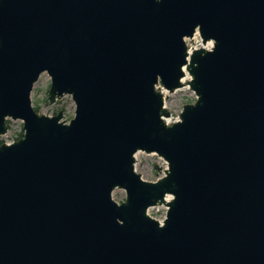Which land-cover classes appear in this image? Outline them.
Listing matches in <instances>:
<instances>
[{
  "label": "water",
  "instance_id": "1",
  "mask_svg": "<svg viewBox=\"0 0 264 264\" xmlns=\"http://www.w3.org/2000/svg\"><path fill=\"white\" fill-rule=\"evenodd\" d=\"M185 66L197 99L169 118ZM44 72L71 120L33 106ZM9 119L0 264H264V0H0Z\"/></svg>",
  "mask_w": 264,
  "mask_h": 264
},
{
  "label": "rangeland",
  "instance_id": "2",
  "mask_svg": "<svg viewBox=\"0 0 264 264\" xmlns=\"http://www.w3.org/2000/svg\"><path fill=\"white\" fill-rule=\"evenodd\" d=\"M188 48L195 50L198 45H213V41L203 44L202 38L199 33H196L193 38L186 40ZM189 73V72H188ZM191 80V76L189 81ZM188 81V83H189ZM187 89H177L170 92L162 88L165 96V106L170 112L169 118H180V113L187 103L195 102L197 96L191 89L190 85ZM51 87V77L48 73L44 72L39 77L38 81L34 84L31 99L33 106L52 114L60 109H64L63 120H71L75 116V103L70 95H65L51 103L48 99L49 90ZM8 132L0 136V142L24 135L23 122L21 120L7 121ZM135 167L147 178H154L165 174L168 168L167 162L156 154H147L139 152L136 154ZM167 207L165 205L155 206L149 209V213L158 218H163L166 215Z\"/></svg>",
  "mask_w": 264,
  "mask_h": 264
},
{
  "label": "bare ground",
  "instance_id": "3",
  "mask_svg": "<svg viewBox=\"0 0 264 264\" xmlns=\"http://www.w3.org/2000/svg\"><path fill=\"white\" fill-rule=\"evenodd\" d=\"M190 50V49H189ZM184 69H185V76L183 77V79H182V82L184 83V87H183V89H187V88H189V83H188V81H189V79H190V74L188 73V70H187V67L185 66L184 67Z\"/></svg>",
  "mask_w": 264,
  "mask_h": 264
},
{
  "label": "built area",
  "instance_id": "4",
  "mask_svg": "<svg viewBox=\"0 0 264 264\" xmlns=\"http://www.w3.org/2000/svg\"><path fill=\"white\" fill-rule=\"evenodd\" d=\"M192 51V50H191ZM158 89H160L161 91H162V86L161 85H159L158 87H157ZM166 217V215L163 217V218H165Z\"/></svg>",
  "mask_w": 264,
  "mask_h": 264
},
{
  "label": "trees",
  "instance_id": "5",
  "mask_svg": "<svg viewBox=\"0 0 264 264\" xmlns=\"http://www.w3.org/2000/svg\"><path fill=\"white\" fill-rule=\"evenodd\" d=\"M37 111V109H35Z\"/></svg>",
  "mask_w": 264,
  "mask_h": 264
}]
</instances>
